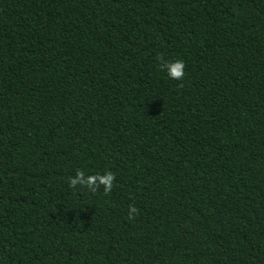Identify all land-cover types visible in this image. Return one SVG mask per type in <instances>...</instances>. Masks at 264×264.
Returning a JSON list of instances; mask_svg holds the SVG:
<instances>
[{"label":"trees","instance_id":"16d2710c","mask_svg":"<svg viewBox=\"0 0 264 264\" xmlns=\"http://www.w3.org/2000/svg\"><path fill=\"white\" fill-rule=\"evenodd\" d=\"M0 264H264V0H0Z\"/></svg>","mask_w":264,"mask_h":264},{"label":"clouds","instance_id":"9594fccd","mask_svg":"<svg viewBox=\"0 0 264 264\" xmlns=\"http://www.w3.org/2000/svg\"><path fill=\"white\" fill-rule=\"evenodd\" d=\"M159 60V58H157ZM159 68L166 72L168 78L181 81L185 75L183 60L168 61L164 64H159ZM114 175L111 171H105L103 174L85 175V172L77 169L75 176L67 178V184L70 189H76L78 186L81 189H87L91 192L97 191L102 186L103 192L107 194L113 188ZM138 209L129 205L127 209V219H134Z\"/></svg>","mask_w":264,"mask_h":264}]
</instances>
